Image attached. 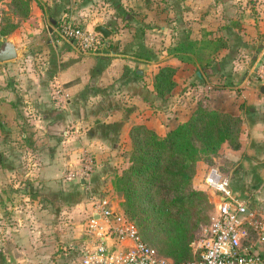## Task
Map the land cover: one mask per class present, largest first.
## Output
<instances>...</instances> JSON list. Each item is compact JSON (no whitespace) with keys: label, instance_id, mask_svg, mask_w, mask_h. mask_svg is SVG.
I'll return each instance as SVG.
<instances>
[{"label":"crops","instance_id":"obj_1","mask_svg":"<svg viewBox=\"0 0 264 264\" xmlns=\"http://www.w3.org/2000/svg\"><path fill=\"white\" fill-rule=\"evenodd\" d=\"M153 2L29 0L30 19L0 36V48L7 41L16 51L13 60L0 61V115L8 116L11 129L27 131L32 145L37 136L32 132L42 129L47 136L39 139L42 143L32 157L18 155L17 141L9 143V154L0 153V264H81L94 243L87 227L90 203L85 195L90 191L104 195L103 189H112L103 162L114 159L132 125H146L163 136L186 121L200 103L242 120L240 147L221 146L225 172L220 171L259 223L256 232L253 228L248 232L245 244L255 251L264 246V66H258L264 27L256 21L262 16L243 12L234 16L223 7L225 0H195L186 8L185 23L191 29L186 27L185 33L190 38L208 32L222 36L228 45L217 54L221 58H215L216 69L204 71L168 52L179 33L161 51L153 47L156 37L172 30L158 24L161 11H171L169 3L156 12L157 8L147 6ZM206 4L212 13L199 16ZM174 13L173 23H180L183 11ZM60 18L86 29L106 26L111 35L98 49L105 52H84L75 42L58 37L52 20ZM232 18L244 21L237 24ZM244 50L251 54L239 60ZM34 54L40 62H34ZM163 65L176 68V86L166 99L153 89V76ZM184 80L190 83L185 91L180 86ZM25 114L37 116L29 119L30 126L20 125ZM83 151L92 154L97 167L84 181L68 176L80 166ZM208 168L203 161L197 163L192 185L213 200L204 182ZM113 209L120 212L116 204Z\"/></svg>","mask_w":264,"mask_h":264},{"label":"trees","instance_id":"obj_2","mask_svg":"<svg viewBox=\"0 0 264 264\" xmlns=\"http://www.w3.org/2000/svg\"><path fill=\"white\" fill-rule=\"evenodd\" d=\"M5 6L0 9L1 37L31 17L29 0H6ZM64 21L70 20L60 18L55 26ZM227 47L222 36L204 32L195 39L184 32L168 52L182 62L204 67L205 71L219 51ZM175 73V67L163 65L154 74L153 89L160 99L171 95L176 86ZM241 124L239 116L200 103L186 121L163 136L143 124L131 126L126 167L114 175L113 189L122 197L123 211L136 225L142 240L171 264H183L197 257L193 246L197 232L201 225L209 224L214 211L209 195L192 185L197 163L217 156L223 143L238 149ZM245 227L251 232L247 223Z\"/></svg>","mask_w":264,"mask_h":264},{"label":"built area","instance_id":"obj_3","mask_svg":"<svg viewBox=\"0 0 264 264\" xmlns=\"http://www.w3.org/2000/svg\"><path fill=\"white\" fill-rule=\"evenodd\" d=\"M56 32L84 52L101 49L105 41L93 29L78 27L70 21L61 22ZM85 156L78 168L68 172L69 177L86 179L91 175L93 160ZM204 182L213 198L214 211L194 242L197 257L183 264H264V246L255 251L245 244V224L258 230L259 223L250 217L246 203L234 194L230 179L217 167H209ZM89 203L87 227L94 243L84 253L81 264H171L142 240L131 220L113 209L106 194L90 192Z\"/></svg>","mask_w":264,"mask_h":264},{"label":"rangeland","instance_id":"obj_4","mask_svg":"<svg viewBox=\"0 0 264 264\" xmlns=\"http://www.w3.org/2000/svg\"><path fill=\"white\" fill-rule=\"evenodd\" d=\"M153 1H154L153 3H147V6H150V9L152 7L153 8L152 10L157 8L156 12H158V10H162L163 7L167 4V2L169 3V5L168 4L167 5L170 6V9H171L169 14H168V11H165V12L161 11V15L158 16V18L160 17L159 20H158V24L167 25L168 27H170L172 29V30H168L167 33H165V34H161L160 33L161 35H159V37H156V39H155L156 41H155V43H153V47H155L156 49L159 48L158 50L161 51L160 48H162V46H165L164 44L167 45L169 40L172 43L173 35L177 36L178 33L180 35L182 33L184 34V32L186 31L185 30L186 27L191 29V24L190 23H185L189 19H185L184 18V16H185L184 12H185L186 8H190L191 4L195 5V3H194L195 0H178V3H176L177 1H175V0H162L161 3H159V0H153ZM188 1H190V2H188ZM177 4L179 6H177ZM0 5H3V7L2 6L0 7L1 9H5L6 8L5 1H2L0 3ZM101 5L104 6L103 4H101ZM197 6H199V5H197ZM215 6L212 5V7L215 8V10H216L217 6L216 7ZM223 7L225 8V10L228 9L226 11L227 12H231V14L234 15V16H236V14L239 13V12H243L245 15L246 14H251L252 17L253 16L255 17L256 15L257 16H262L260 19H259V17H257L256 21L257 20H258L257 22L261 21L262 22L261 25L264 27V0H225V3L223 5ZM228 7H230L231 9L228 8ZM202 8L198 12L199 16H200L201 12H204L206 14H208V13L211 14L212 13V8L209 7L208 4L203 5ZM175 11L179 12V13L181 11H183V13L181 14L182 16L180 17V19H181L180 23L179 22L178 23H173V18L176 15L174 13ZM260 12H261V14H260ZM186 16H188V15H186ZM196 16H198V15H196ZM155 18L156 17H154V19ZM234 19L232 18L231 20H234ZM243 19L244 18H242L241 20L244 21ZM241 20L239 18V19H235L233 22H237V24H240ZM185 24H187L189 26H187ZM192 25H195V24H192ZM175 26H176V28H175ZM191 32H193L194 34H197L196 30H194V31L191 30ZM180 35H178V36L180 37ZM260 37H259V39H260ZM149 42H151V41L149 40ZM244 54H245L246 58H248L249 55L251 54V52H250V50H244L243 53L242 52L239 53V56H238V53H237V56L239 57V60L240 59H245V57L243 56ZM263 54H264V52H263ZM160 55H162V53H160ZM34 57H36V59ZM218 58H221V57H218ZM33 60H34V62H38V61L40 62L41 61L40 56L39 55H35V54L33 56ZM215 63H216L215 61L212 62L210 67L213 68V69H216ZM36 65H34V66L36 67ZM38 65H39V63H38ZM19 70L20 69H17V72ZM184 71L185 70H183V72ZM6 74H9V73H6ZM180 75H182V72H180ZM195 79L197 80V78H195ZM180 84H181L180 85L181 89L183 91L187 90L188 86L190 85V83L187 82L186 80H184ZM184 96H186V95H184ZM193 97H198L199 98L200 95L199 94H193ZM33 117L35 119L37 118V116H32L30 114L29 115H26V114L23 115L21 117V120H20L21 121L20 125L22 124V126H26V125L30 126V123L32 121H30L29 119H33ZM39 117H41V116H39ZM0 120L2 121V126L0 127V153H3V155L9 154L12 151L11 150L12 147H11V145L9 143H11L12 141H17V143H16L17 145H15L16 146L15 148H16V151H17L18 155H20L21 158L24 155H28V154H29V156L32 157L33 153L35 154V153L38 152V145H39V143H42V141H40V140L41 139L43 140V139H45L47 137V136L45 137V132L42 131V129H39L38 131H34V132L29 130L28 133L29 132H32V133H35V134L37 133V136L35 137V140H34L35 143L32 145L30 137L27 135V131L18 130V129L15 130V129H11L9 127V125L7 124L8 121H9L8 116H4V118H3L0 115ZM22 133H26V137L22 136ZM24 140L26 142H23ZM37 140H39V141L37 142ZM130 148H131V143H130V139H129V136H128V140L127 141L121 140L117 150L115 151L114 159L111 160V162H109L108 160H105L103 162L104 163V167L103 168H104V171H105L104 177L111 183V185H112V181H113L114 175L117 174V173H121V171L126 167V158H127L126 155L129 152ZM220 149H219V152H218L217 156H215L213 158L211 157L209 159L210 161L206 160V161H203V162L206 163L208 165V167H218L224 173L225 172V162H224V158L220 154ZM85 154L89 155L92 158V160H93V170L96 169L97 168L96 167V162H95V159L92 157V154L90 155L86 151H83V153H82V155L80 157L83 158L85 156ZM34 157H35V155H34ZM81 162H82V159H81ZM90 192H87L86 195H85L86 203H89ZM102 192L106 193V195H107V197H108V199L110 201V204L112 206L116 204L118 206V210L127 218V215H125V213L123 211V207L121 206L122 197L116 193V191L113 189V185H112V189H108V190L107 189H103ZM96 194H98V193H96ZM86 217H88V213H86ZM205 225H207V224H203V225L200 226V229L197 232V239L200 238L201 233H202V228ZM254 231L256 232L257 230H254ZM193 246H195L194 243H193Z\"/></svg>","mask_w":264,"mask_h":264},{"label":"water","instance_id":"obj_5","mask_svg":"<svg viewBox=\"0 0 264 264\" xmlns=\"http://www.w3.org/2000/svg\"><path fill=\"white\" fill-rule=\"evenodd\" d=\"M54 23L55 21L52 20ZM94 32L99 34L104 40L108 39L111 35V31L102 24H96L93 28ZM50 32H52V29H49ZM91 52H105V50H90ZM16 56V51L14 49V46L10 42H5L3 48H0V61L10 60L13 59ZM264 60V54L261 57V62H259L258 66L261 65L262 61ZM257 66V67H258ZM256 67V69H257ZM84 181V179H82Z\"/></svg>","mask_w":264,"mask_h":264}]
</instances>
